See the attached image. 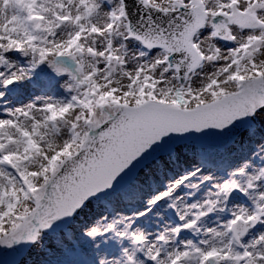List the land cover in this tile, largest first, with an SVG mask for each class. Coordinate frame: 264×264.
Returning a JSON list of instances; mask_svg holds the SVG:
<instances>
[{"label":"snow or ice","instance_id":"obj_1","mask_svg":"<svg viewBox=\"0 0 264 264\" xmlns=\"http://www.w3.org/2000/svg\"><path fill=\"white\" fill-rule=\"evenodd\" d=\"M264 264V0H0V264Z\"/></svg>","mask_w":264,"mask_h":264},{"label":"bare ground","instance_id":"obj_2","mask_svg":"<svg viewBox=\"0 0 264 264\" xmlns=\"http://www.w3.org/2000/svg\"><path fill=\"white\" fill-rule=\"evenodd\" d=\"M44 257L41 255H37L36 253H32L30 255H26L23 259H22V264H40V261L43 259Z\"/></svg>","mask_w":264,"mask_h":264},{"label":"rangeland","instance_id":"obj_3","mask_svg":"<svg viewBox=\"0 0 264 264\" xmlns=\"http://www.w3.org/2000/svg\"><path fill=\"white\" fill-rule=\"evenodd\" d=\"M26 255L24 256H21V257H18V259H20L22 261V259L25 257Z\"/></svg>","mask_w":264,"mask_h":264}]
</instances>
